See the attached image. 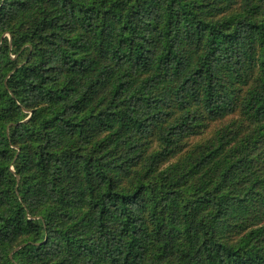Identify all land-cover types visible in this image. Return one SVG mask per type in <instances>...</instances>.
<instances>
[{
  "label": "trees",
  "instance_id": "1",
  "mask_svg": "<svg viewBox=\"0 0 264 264\" xmlns=\"http://www.w3.org/2000/svg\"><path fill=\"white\" fill-rule=\"evenodd\" d=\"M0 264H264V0H0Z\"/></svg>",
  "mask_w": 264,
  "mask_h": 264
}]
</instances>
